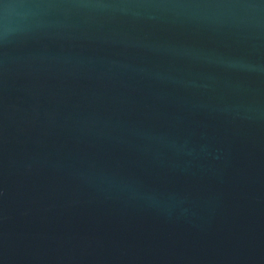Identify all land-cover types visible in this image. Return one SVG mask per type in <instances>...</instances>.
I'll return each instance as SVG.
<instances>
[{
  "label": "water",
  "instance_id": "95a60500",
  "mask_svg": "<svg viewBox=\"0 0 264 264\" xmlns=\"http://www.w3.org/2000/svg\"><path fill=\"white\" fill-rule=\"evenodd\" d=\"M0 264H264V0H0Z\"/></svg>",
  "mask_w": 264,
  "mask_h": 264
},
{
  "label": "clouds",
  "instance_id": "9594fccd",
  "mask_svg": "<svg viewBox=\"0 0 264 264\" xmlns=\"http://www.w3.org/2000/svg\"><path fill=\"white\" fill-rule=\"evenodd\" d=\"M8 6L7 5H5V8H7Z\"/></svg>",
  "mask_w": 264,
  "mask_h": 264
}]
</instances>
